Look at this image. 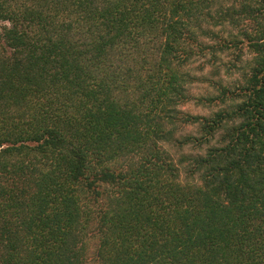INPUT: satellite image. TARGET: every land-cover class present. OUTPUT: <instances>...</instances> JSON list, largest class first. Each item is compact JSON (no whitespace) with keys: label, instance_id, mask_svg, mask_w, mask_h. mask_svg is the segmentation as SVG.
I'll return each instance as SVG.
<instances>
[{"label":"trees","instance_id":"16d2710c","mask_svg":"<svg viewBox=\"0 0 264 264\" xmlns=\"http://www.w3.org/2000/svg\"><path fill=\"white\" fill-rule=\"evenodd\" d=\"M0 264H264V0H0Z\"/></svg>","mask_w":264,"mask_h":264},{"label":"rangeland","instance_id":"374dc122","mask_svg":"<svg viewBox=\"0 0 264 264\" xmlns=\"http://www.w3.org/2000/svg\"><path fill=\"white\" fill-rule=\"evenodd\" d=\"M246 58H250V56L248 55ZM224 60L228 61V59H226V58H224ZM198 65H199V63H197L195 66H198ZM197 92L199 93L200 91H197ZM186 110L193 113V114H204V115H206L208 113L205 110H201L199 108H196L194 105H189L188 107H186ZM185 133H187V134L188 133H195V130L192 128H188L185 130L184 134Z\"/></svg>","mask_w":264,"mask_h":264}]
</instances>
